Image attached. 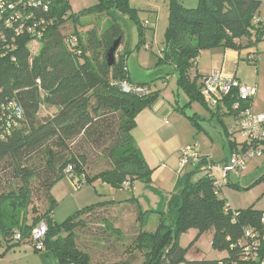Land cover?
<instances>
[{
	"label": "trees",
	"instance_id": "1",
	"mask_svg": "<svg viewBox=\"0 0 264 264\" xmlns=\"http://www.w3.org/2000/svg\"><path fill=\"white\" fill-rule=\"evenodd\" d=\"M71 2L50 0L47 11L22 6L21 10L25 12L26 8L28 16H32L23 25L31 28L44 20L45 32L39 41L34 42L29 35L8 33V38H15L17 46L11 52L5 51L9 56L0 64V167L10 163L14 178L21 185L0 190V245L4 242L6 248L2 257L23 243L33 244L32 232L45 223L48 232L42 250L51 251L60 264H93L91 256L77 248L74 231L84 227L82 217L101 204L78 211L61 224L55 223L53 214L57 203L50 191L65 177L69 179L64 171L73 168L80 187L91 186L98 180L113 190L133 192L137 181H148L153 171L131 133L137 115L160 98V91L153 86L167 84V78L172 76L168 68H174L177 90L189 100L186 106L191 108L198 103L207 107L201 91L203 76L197 71L201 55L216 48L240 54L243 49H253L255 53L245 60L254 64L259 61V47L264 43V21L260 13L263 0H199L196 8L168 0V27L161 55L155 61L156 74L152 82L135 84L130 79L128 62L132 53L146 46L144 30L150 27V22L147 20L144 24L138 20V11L132 8L130 0H97V5L78 14L72 11ZM90 15H105L110 25L101 34L95 29L88 31V47L77 27L83 28L82 19ZM121 15L133 20L139 29L140 41L131 53L126 50ZM69 25L73 32L63 35V28ZM119 40L114 65L109 66L108 53ZM35 47H40L38 54ZM161 66L168 68L161 71L157 68ZM122 84L146 88L150 93L145 96L126 93ZM237 102V94L233 92L211 112L221 122L226 116L233 120ZM10 103H15L21 113L7 111ZM240 104L243 108L248 106L241 101ZM42 109L52 110L54 114L42 119ZM187 118L197 123L196 115ZM235 139L229 138L230 156L239 146L244 149L246 145ZM74 143L81 145L77 148ZM85 146L112 159L113 165L90 176L88 157L93 153L85 151ZM42 150L48 159L40 185L48 195L49 207L42 215L33 209L34 217L29 219L32 180L39 178L40 173L29 167L28 160ZM207 160L204 157L202 162L193 165L191 172L179 178L171 193L168 214L161 217L154 232L145 231L148 213L141 211L137 198L125 201L137 209L140 230L134 247L142 252V260L138 262L134 257L120 260L124 258L115 253L103 264H261L264 212L253 208L232 209L224 187L231 184V176H237L230 175L226 184L217 188L205 169ZM260 181L264 182V175ZM190 230H195L197 236L184 248L180 238ZM111 232L117 234L115 227ZM209 232H213L212 249L226 253V257L188 261L190 248Z\"/></svg>",
	"mask_w": 264,
	"mask_h": 264
},
{
	"label": "rangeland",
	"instance_id": "2",
	"mask_svg": "<svg viewBox=\"0 0 264 264\" xmlns=\"http://www.w3.org/2000/svg\"><path fill=\"white\" fill-rule=\"evenodd\" d=\"M178 1L187 8H196L199 0ZM130 4L132 8L138 11L139 21L144 22L148 20L150 22V27L144 30L145 36L143 37V39L145 38L147 43L146 45L150 47V50H152V57L154 59L152 68H154L155 61L157 62V59L161 55V50L164 46L165 33L168 27L169 2L168 0H130ZM95 5H97V0H72L71 2L72 11L76 14L81 13L82 11L89 9ZM260 13L261 18L264 21V0L262 2ZM120 21L123 25V29L126 35V50L131 53V51L136 49L140 41L138 26L133 20H130L128 17L123 15L120 16ZM109 25L110 22L107 16L90 15L82 19L83 28L81 26H78L77 29L80 34H82L84 42H86L88 47H90V44L88 43V31L95 29L99 34H101L108 30ZM62 32L63 35H68L73 32V28L71 25L66 26L63 28ZM39 48L40 47H35V54H38ZM136 53L131 59L130 65L131 69L134 71L135 76H137V78H141L143 76V73L137 67ZM254 53L255 50L253 49H243L242 61H244L241 62L239 66L234 67L232 71L233 73H236L237 78L240 79L243 84L256 89L257 95L255 97L256 101L254 100V102H256L257 109L262 110H255L254 112L256 114H259L258 112L264 113V54H260V59L257 63H248L245 59L249 54ZM157 68H160L161 71H166L168 67L161 66ZM166 74L167 72L165 73V75ZM174 87L175 85L171 82L169 89L166 90V94L168 95L169 93H172V89H174ZM180 95L184 94L180 92ZM171 104L175 108H177L178 104L181 103L179 101V103L175 104L172 98ZM195 105H198L196 107L200 108H195L196 111H201L200 113H195V111H192L188 106H186V103H183L180 106L181 108L186 109L188 117H194L195 115H197V123L192 122L183 114H180V112H178L179 109H177L174 114V117L177 120L183 121L184 125L181 127L185 131L189 129V132L186 135V139L189 143H184V147L180 148L179 155L183 148L194 146L195 152L199 156L208 158L215 165L222 163L227 158L230 159V137H228V135L226 134L225 125H230L232 119L229 116H226L223 118V123L218 120V117L216 115H213L212 113H206L205 109L201 105L199 106L198 103H195ZM149 109L150 107L144 108L141 113L137 115L136 124L131 133L133 139L134 137H136L137 140L141 139V141L145 143L150 137L151 130L154 127L149 128L146 121H138V119H141V117L145 113H148ZM53 114L54 113L52 110L42 109L40 117L43 119L45 117H50ZM172 121L173 120L171 119L168 122H170V125L173 127V130L176 133L179 131V129L174 121L173 123H171ZM161 137L164 140H160L161 144L159 147L167 148L171 152L175 151L176 148L180 147V145L182 144L177 133L174 134L172 132L171 134H162ZM156 138H159V136H157ZM163 141H166V145H164ZM242 141L243 139L241 136L236 137L235 139V142L237 143ZM80 145L81 143L75 144V147L78 148ZM145 145L148 146L149 144L146 143ZM107 146H109V144H107ZM53 147L57 148L56 146ZM92 150L93 149H91V147L85 146V151H90V153H93L88 157L87 169L90 176H94L113 165L112 159L107 156L101 155L100 153H98V151ZM43 151L44 150L32 155L28 160L29 167L32 170H36L37 173H40L39 178H34L32 180L31 189L33 192V196L32 203L29 208V219H32V217H34V214L32 213L33 209H35L38 214L42 215L47 211L49 207L47 197L48 195L40 185V179L43 178V168L45 162L48 159ZM179 166L180 159L176 164H174V161H172L166 162L164 167H153L156 170L151 168V170L153 171L152 176L156 171L157 176L161 174L160 177L154 176L153 178L151 176L148 181H137L136 187L138 189V193H135V190L133 192L125 190H114L115 201L118 204H121L130 198L140 196L142 194V190L144 188H147L143 197L139 199L141 210L144 213H148V220L145 231L154 232L157 229L161 217L168 214L169 203L171 200V191L175 189L179 178L187 175V173L191 172V170L193 169V165L189 163L187 167L180 173ZM169 174L175 175V182L173 183V185H170V182L162 184L164 179L162 176H166ZM216 174L218 176V179L222 181L223 172L221 170H216ZM263 175L264 156L249 159L246 163L245 169L242 171V174L240 176H231V184H228L224 187V194L228 204L232 209L247 210L249 208H253L256 211L264 212V182L260 181ZM66 179L68 178L65 177L64 180L66 181ZM20 185V181L14 178L10 163H6L0 167V190L15 189ZM91 186L96 188L99 196H104L101 192V190H103V188L101 187L103 186V183L101 181L96 180ZM155 186L156 190L154 188ZM159 190L165 192V196L167 197V204H165L164 199L159 196L161 195ZM146 195H149L148 199H145ZM108 196L111 197V195ZM59 207H57L56 210L59 209ZM120 208H116L115 210L112 208L111 210L109 209L105 212H100L101 210L95 209L93 212L87 213L82 217L84 227H79L74 231L76 235L77 248L80 251L89 254L91 256L93 264H103V262L107 263L115 253H117L119 257L124 258H120V260H125L129 257H134V259L138 262L142 260V257H140L142 255V252L136 250V247H134L135 236L138 230H140V226L137 221L138 215H136L135 213L137 209L134 206H125V210L124 208ZM159 208H163V210L161 211ZM59 220L60 221L58 223H62L64 220H66V218ZM121 222L123 224H121ZM113 227H115V229L117 230L116 235L111 232ZM189 235L190 234L186 233L181 237V246L184 248L189 247L194 241L195 237L189 238ZM2 245H5L4 242H2ZM199 249L201 250V252H210L208 251V249Z\"/></svg>",
	"mask_w": 264,
	"mask_h": 264
},
{
	"label": "crops",
	"instance_id": "3",
	"mask_svg": "<svg viewBox=\"0 0 264 264\" xmlns=\"http://www.w3.org/2000/svg\"><path fill=\"white\" fill-rule=\"evenodd\" d=\"M125 45H126V42H125ZM263 46H264V43H262L259 47L260 54H264ZM135 53L137 54L136 55L137 67L143 73V76L141 78H137V76H135L134 71L131 69V65H130L131 59L133 58ZM151 53H152V50H150L149 46L146 45V46H143L139 51H135L134 53L131 54L129 58V62H128V71L130 74V79L133 83L141 84V83H149L153 81L154 79L153 77L155 76L156 71H154V68H152L154 59L152 58ZM259 59H260V56H259ZM241 62H243L242 53L240 54L233 50H225L223 48H216L210 51H206L201 55L199 59V63L197 65V71H198V74L202 76L209 75L214 72L223 71L227 76L231 77L232 75H235L237 78L236 73H233L232 69L234 67L239 66ZM168 70L172 72V76L170 78H167V84H164V83L162 84L161 82L158 84H154L153 86L154 89L160 91V98L158 99V101H156V103L152 107H150L148 113H145L141 117V119H138V121H146L149 128L154 127L151 130V135L146 142L149 145L146 146L145 142L141 141V139L137 140L136 137H134L136 145L138 149L140 150V154L143 156V158L145 159L146 163L148 164L150 168L158 167V166L164 167L166 162H172V161H174V164H176L180 159V155H179L180 148L184 147L185 145L184 143H189L188 140L186 139V135L189 132V129L185 131L181 127L184 125L183 121L177 120L174 117L175 116L174 114L177 111V109H179L178 112H180V114H183L185 117H187L186 109L181 108L180 105L183 103H186L187 105L189 100L187 96L180 95V92H178L177 90V77L174 74L175 73L173 71L174 68L169 67ZM238 80L241 82L240 79ZM171 82L175 85V87L174 89H172V93H169L167 95L166 90L169 89ZM172 98L175 104L179 103L180 101L181 104H178L177 108H175L171 104ZM196 106L198 105L194 104L191 106L190 109L192 111H195V113H200L201 111L200 112L196 111L195 108H199ZM202 107L205 109L206 113H214V112H211V110L209 111L207 107L205 106H202ZM252 109L254 111L262 110V109H257L256 102L252 103ZM221 113H225V111H222ZM197 117L198 116L196 115V119ZM171 119L174 121V123L177 125L179 129V131L176 133L179 136L180 141L182 142L180 147L176 148V150L173 152H171L167 148L159 147L161 144L160 140H164L161 137L162 134L166 135V134H171L172 132L176 134L175 131L173 130V127L170 125V122H168ZM173 121L171 123H173ZM230 125H225V126L226 128H229ZM157 136H159V138H156ZM163 143L164 145H166V141H163ZM227 160L228 158L224 160L223 162ZM160 175L157 176V172L155 171L152 177L153 178L154 176L160 177ZM162 177L164 178L162 184H165L166 182H170V185L171 184L173 185V183L175 182V175L169 174V175L162 176ZM57 184H55V186L50 191V196L53 198V200L56 201L57 207L60 206L59 209L57 210L55 209L56 211H54V214H53V220L57 224H61V223H58L60 221L59 219H65V218L67 219L78 211H81L88 207L96 206L99 204H101V206L97 208L96 210H101L100 212H105L109 209L111 210L112 208L115 210L116 208L118 209L120 207H121L120 209L124 208L125 210V206L127 207L130 206L129 203H125V202L118 204L114 198L115 191L105 183H103V186H101L103 188L101 192L103 193L104 196H99L96 188L93 186H83L81 189L76 190L73 183L69 179H66V181L63 179L59 181ZM154 188L156 190V186ZM146 190L147 188H144L142 190V194L138 197H135L137 198L138 203H139V199L143 197ZM137 191L138 189L135 184V193H138ZM173 191L174 190H172L171 193ZM159 192L161 193V195L159 196H161L165 201L164 203L167 204V201H166L167 197L165 196V192L162 190H159ZM108 195H111V197H109ZM148 198H149V195H146L145 199H148ZM139 208L141 209L140 203H139ZM159 209L161 211L163 210V208H159ZM124 210H123V213H124ZM121 224L123 223L121 222ZM188 234H190L189 238H193V237L196 238L197 236V232L195 230H190ZM212 239H213V232L204 234L201 238H199V240L195 243V245L190 248L186 256L187 260L188 261H203V260L213 261V260L224 259L226 257V253H219L212 249ZM180 245H182L181 238H180ZM199 248L204 249V250L208 249V251L210 252L209 253L201 252ZM5 250H6L5 246L0 245V264H60L56 256L51 251L49 250L36 251V248L34 247L33 244L23 243L22 245L16 248H13L9 252H7L5 256L2 257V254L5 253Z\"/></svg>",
	"mask_w": 264,
	"mask_h": 264
},
{
	"label": "built area",
	"instance_id": "4",
	"mask_svg": "<svg viewBox=\"0 0 264 264\" xmlns=\"http://www.w3.org/2000/svg\"><path fill=\"white\" fill-rule=\"evenodd\" d=\"M49 2L50 0H0V64L9 56H7L5 51L11 52L17 46L14 44V37L8 38L9 32L19 36L29 35L34 42L39 41L41 37L44 36L45 28H43V19L38 21L31 28L27 25H23L24 21H29L32 16H28L26 8L25 12L21 10L22 6L29 8L36 7L47 11L50 4ZM144 24H147V22L144 21ZM121 88L126 93L133 92L143 96L149 95L150 93L146 88L132 87L126 84H122ZM201 91L205 104L211 111H214L219 103L233 92H236L239 101L234 105L233 109L237 111V114L232 117L233 120L228 128V133L231 141H234L235 136H241L243 139L241 145L246 144L244 149L239 146V149L232 154L229 161L223 164L220 163L215 165L208 159V164L205 167L207 172H209V177L215 181L216 187L221 189L222 186L226 184V179L229 180L230 175H240L245 169L249 159L263 156L264 113L256 114L252 109V103L257 95L256 89L241 83L235 75L229 77L223 71L205 75L201 81ZM240 101L241 103L248 104V106L243 108ZM6 110L15 111L18 114L21 113L15 103H10ZM203 158L204 157L199 156L195 152L194 146L183 148L180 152L179 172L181 173L189 163L195 165L202 162ZM216 170H221L223 172L222 181L217 178ZM64 172L68 175L76 190L82 188L77 184L73 168L69 167ZM47 232L48 228L45 223L40 224L32 232L30 240L37 250H42L43 241ZM16 239L19 240L20 236L18 235ZM261 264H264V260Z\"/></svg>",
	"mask_w": 264,
	"mask_h": 264
},
{
	"label": "water",
	"instance_id": "5",
	"mask_svg": "<svg viewBox=\"0 0 264 264\" xmlns=\"http://www.w3.org/2000/svg\"><path fill=\"white\" fill-rule=\"evenodd\" d=\"M120 45V40L117 41L116 43H114L113 47L111 48V50L108 53V65L112 66L114 65V55L117 51V49L119 48Z\"/></svg>",
	"mask_w": 264,
	"mask_h": 264
}]
</instances>
